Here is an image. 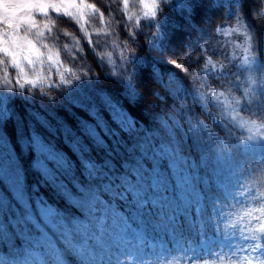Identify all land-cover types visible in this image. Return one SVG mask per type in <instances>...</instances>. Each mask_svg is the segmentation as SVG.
<instances>
[{"label":"snow or ice","instance_id":"obj_1","mask_svg":"<svg viewBox=\"0 0 264 264\" xmlns=\"http://www.w3.org/2000/svg\"><path fill=\"white\" fill-rule=\"evenodd\" d=\"M174 2L177 0H121L119 10L127 21L139 25L141 17L155 19L162 5ZM98 3L99 0H0V249L8 247L3 237L4 226L14 238L16 249L25 248V233L29 238L47 235L53 243L48 255H43L46 251L43 245L36 249L28 244V249L39 251L42 259L2 251L0 255L8 258L6 264H125V257H132L135 264H150L145 256L154 258L152 264H164L173 251L194 253L200 245L212 247L220 239L227 242L238 231L246 243L234 256L205 261L264 264V202L243 212L231 225L234 231L228 234H224L218 222L223 216L221 203L233 198L232 181L236 173L231 160L235 149L239 147L245 157L264 164V154L257 157L256 151L264 138L251 135L242 141L241 136L235 137L238 143L231 149L225 145L226 159L217 147V142L224 143L223 138L211 130L201 114L206 113L209 121L226 132L227 126L208 111L213 98L220 102L224 96L213 97L211 92L202 96L196 92L195 100L189 101L182 81L171 74L166 77L167 90L176 100L172 108L178 115L160 118L155 129L142 128L107 92L85 89V83L92 84L100 75L93 77L89 72L78 74L74 70L83 59L82 41H87L95 54L99 38L112 35L105 15L109 9ZM212 3H231L234 7L236 14L232 20L244 29L249 52L240 67L255 66L259 55L251 53L258 51L259 40L257 43L258 37L245 23L241 0H212ZM255 15L264 17V0ZM59 17L74 22L82 34V38H77L71 31L63 32L71 40L70 45H62L66 52L72 53L71 66L61 59L62 52L56 43L51 46L46 43L48 37L59 39L53 34ZM93 18L103 27L92 28ZM219 30L231 35L240 29L232 28L225 33V26L221 25ZM187 55L188 52L184 57ZM111 57L110 54L109 61ZM183 58L169 56L166 61L189 75L184 71L188 68ZM97 59L101 64L104 61L103 57ZM206 64L202 73L207 75L208 66L213 69L216 66L211 59ZM10 69L15 70L14 76ZM53 71L58 74L60 84L67 86L63 104L42 110L29 107L26 115L9 107V97L16 94L24 97L21 90L26 85L45 83ZM225 72L213 79L229 78L224 76ZM113 78L122 84L133 82L131 75ZM230 78L238 82L239 69L233 70ZM259 86L264 88V82ZM242 96L252 106L250 116L262 118L264 97L256 85ZM241 101L234 97L231 103L225 102L224 106L231 109L229 118L241 128H256L253 121L243 119L237 111L236 106L241 110ZM25 155L31 156L27 167L22 159ZM206 157L214 174L207 172ZM29 170L38 178L36 187L47 188L52 198L41 199L33 191ZM238 194L245 195L235 193ZM257 198L264 200V193L253 197ZM104 210L117 215L109 217ZM93 215L103 220L106 228L120 220L126 221L127 226L105 231L104 236L110 237V241H104L100 230L92 228L89 216ZM149 218L168 225L163 234L155 230L151 234L141 233L138 221ZM80 225L88 231H82ZM130 249L132 255L123 254Z\"/></svg>","mask_w":264,"mask_h":264},{"label":"trees","instance_id":"obj_2","mask_svg":"<svg viewBox=\"0 0 264 264\" xmlns=\"http://www.w3.org/2000/svg\"><path fill=\"white\" fill-rule=\"evenodd\" d=\"M90 2H97V0H90ZM241 2L245 23L259 40L257 49L259 56L253 67H240L239 56L241 52L235 50L238 53L235 56L231 50L227 34H221L220 30L217 29V24L227 18L229 23L225 27V33L231 32L232 28H239L240 30L236 33L239 40L244 41V29L237 23L235 25L231 23L236 14L231 3L216 5L212 3V0H192L188 3L177 1V3L162 5L157 18L152 20L141 19V23L136 25L134 22L127 21L126 16L119 10L122 7L121 0H99L98 6L102 4L109 9V11L106 9L105 15L112 35L108 38H99V47L96 48L95 54L87 41H82L84 49L81 54L83 59L80 60L74 70L78 74L89 72V75L93 77L95 71H98L99 80H93L91 84L94 89L110 94L135 118L142 128L147 127L149 129L158 128L157 120L160 118L167 119L168 115H178L176 110L172 108L176 100L167 90L166 77L169 74L182 81L184 93L189 101L195 100L196 92L202 96H208L211 92L214 97L215 94H218V90H222L225 92L224 97L228 98L229 103H231L235 96L243 95L241 84L247 85L249 75L257 80L256 90L261 97H264V88L259 86L264 82V75L261 74L264 72V17L255 15L261 6V0H241ZM181 4L185 6H181ZM189 8L191 11L188 10ZM258 20H260V24ZM91 27H103V25L93 18ZM64 31H71L77 38H82V34L79 33V29L74 22L68 18L59 17L57 18V27L53 32L59 39L48 37L46 43H49L50 46L56 43L61 49V58L66 65L71 66L72 61L68 60V56L72 53L70 51L67 53L62 47L63 44H71L70 38L63 35ZM132 33L136 35L131 36ZM94 39L96 38L94 37ZM105 40H107V43H105ZM100 49L113 53L111 61H103L102 64L98 61L97 51ZM135 49H138L137 53ZM187 52L188 55L184 57ZM169 56L175 59L184 57L189 75L169 64L166 61V57ZM208 59H211L216 67L213 69L212 66H208L210 74L206 75L202 73L200 66L205 64ZM236 69H239L240 75L238 82H234L230 78L232 71ZM111 71L117 72V78L131 73L133 82L122 84L116 78L111 77L110 74H106ZM222 71H226L224 76L229 78L213 79L214 75H219ZM249 71L252 73L249 74ZM10 72L13 76L15 75L14 69H10ZM157 73L162 75L158 76ZM54 83L41 84L35 87L26 85L23 90L24 97L20 94L9 97L7 101L9 107L14 112L26 115L25 110L29 107L42 110L43 108L63 104L67 95V86L60 84V82ZM160 97H163V100ZM222 99L223 97L220 102H217L213 98L208 104V111L213 113L216 120L227 126L226 132L221 130L216 123L209 121L206 113L202 112L201 114L204 115L202 118L206 123H209L211 130L223 138L224 143L217 142V147L222 150L227 159L228 153L225 145L228 149H231L235 143H238L235 137L243 136L245 132L229 118L228 113L231 109L224 106ZM236 107L243 119L248 120L256 117L250 116L248 113L251 111L252 106L248 105L245 100L241 101V110L238 106ZM197 111H200L199 105H197ZM26 119H28L27 116ZM260 119L264 120V114ZM12 127L13 125L10 123L9 129L11 130ZM257 150L264 154V140L260 141V147ZM22 159L27 167L31 156L25 155ZM247 159L249 160L239 147L235 149L231 160V167L235 173L242 169L243 165L248 170L253 169L251 167L255 166V160L252 159L248 162ZM206 169L208 173L214 174L211 161H208L207 157ZM254 170H259V176L264 177L260 167H254ZM252 175L253 173H250L248 178L251 179ZM6 176L5 179H7ZM37 180L38 178L32 175L29 170V182L33 185V191L38 193L40 197L48 196L52 198L53 194L47 188L36 187ZM258 180L264 181V178ZM224 202L228 203L229 200ZM5 211L7 212L6 207ZM9 219L11 221V217ZM11 222L16 223V221ZM138 223L140 229L147 231L149 234L153 230L163 234L168 227L166 223H158L150 218L139 220ZM4 229L3 237L9 245L0 250L13 252L14 238L11 233L6 231V226H4ZM17 232L19 233V229H17ZM178 258V251H173L169 257V259L174 260H178Z\"/></svg>","mask_w":264,"mask_h":264},{"label":"rangeland","instance_id":"obj_3","mask_svg":"<svg viewBox=\"0 0 264 264\" xmlns=\"http://www.w3.org/2000/svg\"><path fill=\"white\" fill-rule=\"evenodd\" d=\"M177 1L179 3L192 2V0H177ZM141 19H144V18L141 17ZM147 20H152V19H147ZM236 32L232 33L231 35H228V34L226 35L227 38H229V44L231 45L230 46L232 48L231 50L232 52H234L235 56L238 54L235 50L241 52L240 54L242 55V50H241L240 45L243 42L239 40V36ZM67 53L69 52L67 51ZM71 56H72L71 54L68 56V60H71ZM45 74L47 75L48 73L46 72ZM58 82H59L58 74H56L55 71H53V73L51 74V78L42 84H53V83L57 84ZM83 87L87 89L89 92L96 91L93 85L88 84V83H85ZM222 101H224V104H225V102L229 103L230 100L226 97H223ZM133 147H135V145H133ZM256 151H257V157L263 154L259 150H256ZM250 160L252 159H249V160L247 159L248 162H250ZM255 162L256 164L254 167H260L261 170L263 171L261 173H264V164H261L258 161V159L255 160ZM245 167L243 165L242 169H239L237 171L236 176L234 177L232 181L233 183L232 200H229L228 203L222 202L220 205V208L223 211V216L219 218L218 222L220 223V226L224 234H228L234 231L231 225L238 219L240 215L243 214L244 211H246L250 207H258L261 205L262 202H264V200L260 198L253 199V197H256L257 195H259L260 191L264 189V181L258 180V177H260L259 176L260 171L254 170V167H251L253 168L251 170H248L247 167L246 168ZM250 173L251 174L253 173L251 179L248 178ZM6 178L8 177L6 176ZM249 189H251L250 192H249ZM236 192H244L245 195H239V194L235 195ZM41 199H43V197H41ZM104 211H105V215L109 217L117 215L115 212L109 213L106 210ZM89 219L92 221V228L93 229L98 228L100 230V236L103 238L104 241H110V237L104 236L105 231L112 230V229L122 230L123 228L127 226L126 221L120 220L118 224H109L106 228L104 221L98 220L94 215L89 216ZM241 226L242 225H237V227H241ZM79 227L81 228L82 231H88V229H86L83 225H80ZM140 231L141 233L144 232L142 229H140ZM24 239L26 241L24 249L13 248L12 249L13 252H10L8 250L7 251L0 250V251L8 255H16L17 257L23 254L24 257L27 259H42L43 256L39 251H31L28 249L29 243L35 245L36 249H39L41 245H43L44 248L46 249L43 255H48L53 249V243L51 241V238L48 237L47 235L43 237H39V238L37 237L29 238L27 237L25 233ZM245 243L246 242L240 238L239 233L237 231L236 236L233 239H229L227 242L220 239L218 240V243L216 245H213L212 247H205L203 245H200L194 250V253L193 252L182 253L178 251V255H179L178 260L182 261L183 264H194V262L196 261L218 260L220 256H224V257L234 256V254L238 252L239 247L243 246ZM7 245H9V243H7ZM123 254L132 255L133 250L131 249L126 250ZM169 257L170 255L167 257V259H169ZM7 259L8 258L6 256L0 255V261H4L5 264L7 262ZM145 260L150 262V264L154 262V258L151 256H145ZM125 264H128V261H125ZM132 264H135V261H132Z\"/></svg>","mask_w":264,"mask_h":264},{"label":"clouds","instance_id":"obj_4","mask_svg":"<svg viewBox=\"0 0 264 264\" xmlns=\"http://www.w3.org/2000/svg\"><path fill=\"white\" fill-rule=\"evenodd\" d=\"M229 21L227 18H225L223 21L219 22L217 24V29L219 30L221 25H224L225 27L228 25ZM231 23L233 25H235L237 22L235 20H232ZM258 23L260 24V20H258ZM257 43H258V39H257ZM241 50H242V55L239 57L240 62H243L245 55H249L248 52V44L245 42V40L242 42V44L240 45ZM83 51V50H82ZM135 52H138V49H135ZM111 54V56L113 55V53L111 51H105V50H98L97 51V57H103L104 61H109V55ZM254 55H259V52L256 51L255 53H251ZM180 63H183V61H180ZM205 67H207V64L205 62V64H202L200 66V70L202 71ZM184 71L187 73L188 70L184 69ZM95 75H99L98 71H95L94 73ZM107 75H111L113 77H117V72L115 71H111L110 73H106ZM131 73L127 74V76H130ZM190 79L192 81V77L190 76ZM240 78H238L239 80ZM247 85L245 86L244 84H241V89L243 93L248 92L250 89H252L256 84H257V80L253 77L249 78L247 77ZM193 82V81H192ZM255 82V84L253 83ZM40 83H37L35 86H38ZM23 92V90H21ZM31 94V93H30ZM218 94H222L223 96H225V92L222 90H218ZM235 98L243 100V96L238 95L235 96ZM161 100H163V97H160ZM251 121H253L257 127L256 128H248V127H243L241 128V126H239V128L243 129L245 132V135L241 136L242 141L247 140L251 135H256L259 138H264V120H261L259 117H255V118H250ZM264 177H258V179H261ZM260 193H264V189H262L260 191ZM251 208V207H250ZM247 211V210H246ZM245 212V211H244ZM125 261H128V264H132L133 258L132 257H125L124 258ZM164 264H183L182 261L180 260H174V259H167ZM197 264H209L208 261H199L197 262ZM215 264H219V261H215Z\"/></svg>","mask_w":264,"mask_h":264}]
</instances>
